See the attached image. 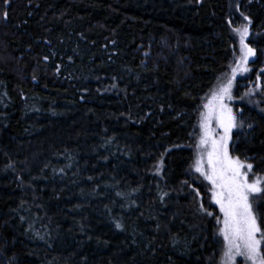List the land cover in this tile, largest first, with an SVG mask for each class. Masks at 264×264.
Wrapping results in <instances>:
<instances>
[{
  "label": "trees",
  "instance_id": "16d2710c",
  "mask_svg": "<svg viewBox=\"0 0 264 264\" xmlns=\"http://www.w3.org/2000/svg\"><path fill=\"white\" fill-rule=\"evenodd\" d=\"M241 22L250 83L264 0H0V264H216L189 142ZM244 98L231 149L264 180V108Z\"/></svg>",
  "mask_w": 264,
  "mask_h": 264
},
{
  "label": "snow or ice",
  "instance_id": "6c2138e0",
  "mask_svg": "<svg viewBox=\"0 0 264 264\" xmlns=\"http://www.w3.org/2000/svg\"><path fill=\"white\" fill-rule=\"evenodd\" d=\"M5 3H8V0H5ZM4 15L6 18L7 13ZM247 19L245 17V20ZM234 31L240 36L242 56L236 62V67L232 69L233 78L237 71H248L246 67L248 59L255 54L245 43L248 26L244 25ZM231 85L232 80L229 79L227 84L213 93L209 103L204 105L207 113L203 115L200 125L203 135L198 147L206 148V161L201 155L195 161L194 170L212 185L213 201L219 205L223 213V227L220 229V234L225 242V252L222 264H233L236 256H243L251 264H264V255L261 254L264 231L257 223V217L249 202L250 194L261 193L264 189L260 187L259 179L249 183L247 172L252 171V164L241 163L238 159L233 160L228 153L229 133L235 124L231 109L227 108L223 101L225 97L231 98ZM213 117L224 133L218 140L213 138V130L210 127ZM245 168L247 172L243 171ZM117 227L119 228L120 225L117 224Z\"/></svg>",
  "mask_w": 264,
  "mask_h": 264
},
{
  "label": "rangeland",
  "instance_id": "374dc122",
  "mask_svg": "<svg viewBox=\"0 0 264 264\" xmlns=\"http://www.w3.org/2000/svg\"><path fill=\"white\" fill-rule=\"evenodd\" d=\"M244 25L248 26V35L245 38V43L248 44V40L251 37V32H250V26L247 22H241L240 25L236 28L232 29V35L234 37V42H235V48H234V52H233V56H232V61L229 63V66L226 70V72L219 77L215 84L212 86V88L204 95L202 96V99L200 101V104L198 106V110H197V114H196V123L193 127V131L190 134V146L192 148L193 151V159L191 161L190 167H189V175H191V178L199 185L203 188L204 192H205V196L206 199L209 201V203H211V205L216 209V223H217V230L219 233V238H220V242H221V249L220 252L217 256V262L216 264H222V261L224 259V252H225V242L223 239V236L220 234V229L223 227V213H221L219 205H217L212 198V185L204 179L203 176L200 175V173L196 172L194 170V165H195V161L197 158H199L201 155L204 156L205 161H206V148L205 147H198L199 145V141L201 139V136L203 135V130L201 129L200 125L202 123V119H203V115L207 113V109L204 107L205 104H208L209 101L212 98V95L214 92H217L219 90L220 87H222L223 85L227 84V82L229 81V79L232 80V85H231V98L229 99L228 97L224 98L223 103L227 106V108L231 109V115L234 117V124L235 127H233L229 133V140H228V153L230 158H232L233 160H237L238 158L232 153V149H231V137H232V133L234 132V130L236 129H241L243 127V124L241 122L238 121V116L237 114L239 112H237V106L236 103L237 101L243 99V97H245V100L250 101L251 103H259V107L261 108V110L264 108V69L262 71H258V73L254 76L253 81H250V83L247 82H243L244 77H248L252 68L250 65V61L252 60V57H249L248 59V63L246 65V67L248 68L247 72H240L237 71V74L235 75V77L233 78V74H232V69L236 67V62L241 58L242 53H241V44H240V36L239 34L234 31V29L237 28H242ZM249 46V44H248ZM250 47V46H249ZM238 79H240V81H238ZM237 84H239L240 87H243L245 84V90H244V96H242L241 98H239L237 100V89L236 86ZM212 131V136L215 139H219L220 136H222L223 133V129L220 128L217 124V121L215 119V117H213L212 121H211V125H210ZM210 147V145L208 146ZM241 163L244 164H249L248 162H243L240 159H238ZM243 171L247 172V169H243ZM248 175V180L249 183L254 182L255 180L259 179L261 181V185L260 187L262 189H264V180L261 178V174L257 173L254 171V169L252 168L251 172H247ZM249 202L252 205V210L254 215H256V205L259 202H264V191H262L261 193H253L250 194L249 196ZM257 223H258V217H257ZM259 224V223H258ZM263 231V230H262ZM264 252V245L261 246V254L263 255ZM233 264H251L250 261L246 260L243 256H236L234 258Z\"/></svg>",
  "mask_w": 264,
  "mask_h": 264
}]
</instances>
